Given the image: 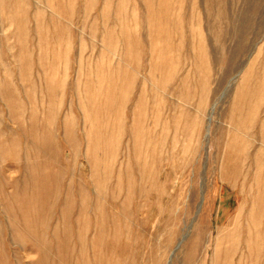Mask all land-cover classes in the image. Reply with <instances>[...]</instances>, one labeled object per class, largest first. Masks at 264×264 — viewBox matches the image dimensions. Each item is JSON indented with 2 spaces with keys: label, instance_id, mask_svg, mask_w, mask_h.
<instances>
[{
  "label": "rangeland",
  "instance_id": "rangeland-1",
  "mask_svg": "<svg viewBox=\"0 0 264 264\" xmlns=\"http://www.w3.org/2000/svg\"><path fill=\"white\" fill-rule=\"evenodd\" d=\"M264 264V0H0V264Z\"/></svg>",
  "mask_w": 264,
  "mask_h": 264
},
{
  "label": "bare ground",
  "instance_id": "bare-ground-1",
  "mask_svg": "<svg viewBox=\"0 0 264 264\" xmlns=\"http://www.w3.org/2000/svg\"><path fill=\"white\" fill-rule=\"evenodd\" d=\"M107 260H108V261H105V262H104L105 264H113V263H109V261H112L110 258H107ZM112 262H114V261H112ZM97 264H100V262H97Z\"/></svg>",
  "mask_w": 264,
  "mask_h": 264
}]
</instances>
